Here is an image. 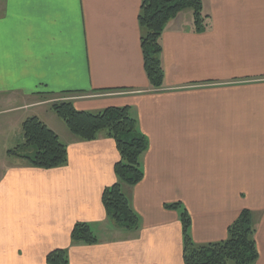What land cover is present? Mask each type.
Instances as JSON below:
<instances>
[{
  "label": "crops",
  "instance_id": "0c3cea01",
  "mask_svg": "<svg viewBox=\"0 0 264 264\" xmlns=\"http://www.w3.org/2000/svg\"><path fill=\"white\" fill-rule=\"evenodd\" d=\"M201 1L204 31L182 11L162 33L164 79L155 89L143 67L141 0H0V109L23 112L8 119L5 136L28 113L70 101L90 114L128 107L147 140L143 179L122 185L139 227L122 230L101 199L116 182L114 141L104 132L82 141L62 121L38 118L68 160L48 170L16 156L1 161L0 264H46L56 249L69 264H183L172 203L186 209L197 246L224 241L250 211L255 264H264V0ZM77 223L97 243H73Z\"/></svg>",
  "mask_w": 264,
  "mask_h": 264
},
{
  "label": "trees",
  "instance_id": "16d2710c",
  "mask_svg": "<svg viewBox=\"0 0 264 264\" xmlns=\"http://www.w3.org/2000/svg\"><path fill=\"white\" fill-rule=\"evenodd\" d=\"M191 11L193 29L200 33L206 29L205 21L210 17L203 11L201 0H141L138 22L141 30L140 47L143 67L149 85L158 89L163 85V70L159 54L160 37L167 24L180 12ZM65 95L78 92H65ZM50 109L65 124L68 131L82 141H93L104 132L111 138L119 154L114 165L116 182L104 189L102 205L109 222L116 228L135 231L139 218L131 210L122 192V185L135 186L143 179L141 157L147 149V140L137 131L136 122L131 118L128 107L108 108L98 114L77 111L70 101L52 102ZM23 143L9 154L26 159L39 169H53L67 163V146L58 136L37 117L24 120L21 126ZM32 149V155L20 149ZM167 209L179 211L181 223L183 264H255L258 253L255 244V227L252 214L243 210L227 228L224 241L197 246L190 235L191 219L180 203L165 205ZM71 241L77 244L97 243L91 229L77 223L70 234ZM46 264H69L67 251L56 249L46 256Z\"/></svg>",
  "mask_w": 264,
  "mask_h": 264
},
{
  "label": "rangeland",
  "instance_id": "374dc122",
  "mask_svg": "<svg viewBox=\"0 0 264 264\" xmlns=\"http://www.w3.org/2000/svg\"><path fill=\"white\" fill-rule=\"evenodd\" d=\"M5 109H0V134L2 133V137L0 136V169H1V161L3 162V160L7 159V157L12 156L11 154H9V151H14L15 149L17 150L18 147H20L23 143V136H22V130L18 129V128H14L10 133L11 136H5L7 131H8V127H9V121H11V117L16 116V115H20L23 114L22 111L20 112H16V113H5V112H1ZM40 114H37L36 116H38V118H40L41 121H43L45 124H47L48 126L51 125V122L53 121V119H57L56 121H61L55 114L54 112L50 109V107H48V111H43V109H41V111L39 112ZM35 114L33 113L32 115L30 113H28V115L25 117V119L34 116ZM9 119V121H8ZM18 129V130H17ZM7 137H11L10 139H7L8 142V147L6 149V144L5 139ZM32 150V149H30ZM26 152L27 150L25 149H20L18 150V153L21 152ZM29 151V150H28Z\"/></svg>",
  "mask_w": 264,
  "mask_h": 264
}]
</instances>
